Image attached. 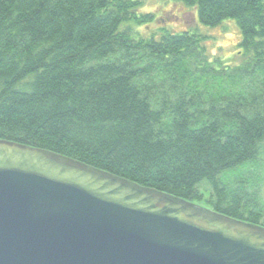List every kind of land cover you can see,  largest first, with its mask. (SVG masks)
Listing matches in <instances>:
<instances>
[{
    "label": "trees",
    "instance_id": "obj_1",
    "mask_svg": "<svg viewBox=\"0 0 264 264\" xmlns=\"http://www.w3.org/2000/svg\"><path fill=\"white\" fill-rule=\"evenodd\" d=\"M173 1L235 20L243 62L200 57L197 32L147 35L144 0H0V140L264 226L240 171L264 159V0Z\"/></svg>",
    "mask_w": 264,
    "mask_h": 264
},
{
    "label": "water",
    "instance_id": "obj_2",
    "mask_svg": "<svg viewBox=\"0 0 264 264\" xmlns=\"http://www.w3.org/2000/svg\"><path fill=\"white\" fill-rule=\"evenodd\" d=\"M0 264H264V226L0 140Z\"/></svg>",
    "mask_w": 264,
    "mask_h": 264
},
{
    "label": "rangeland",
    "instance_id": "obj_3",
    "mask_svg": "<svg viewBox=\"0 0 264 264\" xmlns=\"http://www.w3.org/2000/svg\"><path fill=\"white\" fill-rule=\"evenodd\" d=\"M139 13H150L153 17L141 28L147 35L157 32L160 27L174 32H197L204 36L202 45L205 52L200 53V57L203 58L205 54L207 59L211 61L219 59L222 65L227 66L243 62L244 56L241 54L242 48L239 45L242 38L241 31L233 19L216 27H208L199 22L195 9L185 7L173 0H144V4L139 8ZM215 65L220 66V64ZM262 152L264 153V144ZM260 161L261 163L257 167L248 168L250 169L248 171L242 169L240 171L243 176L242 179H246L247 190L256 191L264 200V159ZM240 171H230L225 174L230 185L235 186ZM201 189L208 197L210 193L209 184L202 183Z\"/></svg>",
    "mask_w": 264,
    "mask_h": 264
}]
</instances>
